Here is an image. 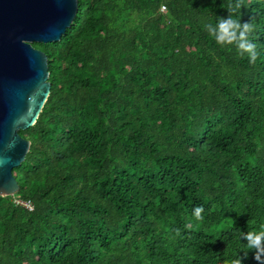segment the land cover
Returning <instances> with one entry per match:
<instances>
[{
  "label": "trees",
  "instance_id": "trees-1",
  "mask_svg": "<svg viewBox=\"0 0 264 264\" xmlns=\"http://www.w3.org/2000/svg\"><path fill=\"white\" fill-rule=\"evenodd\" d=\"M230 3L78 0L59 41L32 43L50 94L19 131L0 264H264L241 236L264 231V0ZM229 14L255 63L205 29Z\"/></svg>",
  "mask_w": 264,
  "mask_h": 264
},
{
  "label": "water",
  "instance_id": "water-1",
  "mask_svg": "<svg viewBox=\"0 0 264 264\" xmlns=\"http://www.w3.org/2000/svg\"><path fill=\"white\" fill-rule=\"evenodd\" d=\"M78 0H0V196L14 195L30 141L20 130L36 123L50 94L47 55L32 43L60 40Z\"/></svg>",
  "mask_w": 264,
  "mask_h": 264
},
{
  "label": "clouds",
  "instance_id": "clouds-1",
  "mask_svg": "<svg viewBox=\"0 0 264 264\" xmlns=\"http://www.w3.org/2000/svg\"><path fill=\"white\" fill-rule=\"evenodd\" d=\"M243 6V0H236V3L229 4L228 9L230 13H235ZM205 29L209 35L212 36L216 43L221 46L234 45L240 55L245 53L248 56L249 63H255L259 52L257 51L256 44L253 43L249 36L254 31V25L249 22L241 23L240 20L233 19L229 14L228 18H219L217 24H206ZM204 209L202 206H197L193 210V214L196 220L202 221L204 219L202 213ZM179 235V230H177ZM244 240L247 241V249L249 251L255 249L258 252L264 254V231L259 233L247 232L241 235ZM246 258V255L243 257ZM242 257L237 255L236 259L231 261V264H242ZM254 259L257 260V256L254 254Z\"/></svg>",
  "mask_w": 264,
  "mask_h": 264
},
{
  "label": "built area",
  "instance_id": "built-area-1",
  "mask_svg": "<svg viewBox=\"0 0 264 264\" xmlns=\"http://www.w3.org/2000/svg\"><path fill=\"white\" fill-rule=\"evenodd\" d=\"M161 10L164 11V10H165V7L162 6V7H161ZM14 202H15L16 204H19V205L24 206V207L27 208V209H31V208H32V205H31L30 201H24V200H21V199H19V198H15V199H14Z\"/></svg>",
  "mask_w": 264,
  "mask_h": 264
}]
</instances>
